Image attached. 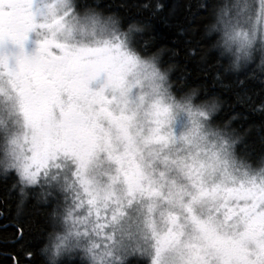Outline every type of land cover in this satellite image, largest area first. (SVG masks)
Returning <instances> with one entry per match:
<instances>
[{
	"label": "snow or ice",
	"instance_id": "snow-or-ice-1",
	"mask_svg": "<svg viewBox=\"0 0 264 264\" xmlns=\"http://www.w3.org/2000/svg\"><path fill=\"white\" fill-rule=\"evenodd\" d=\"M200 7L207 23L181 28L172 56L199 67L214 51L225 72L259 60L264 73V0L245 4L243 23L217 0ZM163 8L136 4L152 16ZM144 27L91 0H0V177L18 192L17 217L31 196L47 226L26 257L264 264V137L256 154L237 117L220 118L221 93L262 118L264 95L253 101L244 79L219 72L220 93L185 73L174 80L181 65L138 43ZM10 223L22 239L27 226Z\"/></svg>",
	"mask_w": 264,
	"mask_h": 264
},
{
	"label": "trees",
	"instance_id": "trees-1",
	"mask_svg": "<svg viewBox=\"0 0 264 264\" xmlns=\"http://www.w3.org/2000/svg\"><path fill=\"white\" fill-rule=\"evenodd\" d=\"M91 2L102 6L105 15L116 13L124 20H137L144 25V30L138 36V43L143 45L147 42L151 51L162 50L160 60L163 66L173 62L181 65L173 72L174 80L185 73L188 82L193 87L197 84H206L209 92L220 93L218 82L214 87V77L219 72L225 77V83H232L234 86L238 79H244L245 85L239 90L246 92L253 101L259 102L261 96L264 95V84L261 82L264 80V75L258 67L259 62L239 72L232 70L225 72L222 64H217L214 51L207 53L206 62L199 67L197 63H185L183 52L180 57L172 56V50L180 46L185 39L179 34L181 28L202 30L203 25L207 23L206 14L200 7L204 0H151L153 5L156 3L164 5V8L155 16L136 11V4L145 2V0H91ZM201 68L207 72V75L202 73ZM220 98L221 100L226 98L220 118L226 120L235 115L237 118L232 121V128L238 134L243 135L244 143L249 146L250 150H255V153L259 154L261 139L264 137V118L258 112L253 111L256 104L249 102L241 105L236 103L235 97L228 93H221ZM12 182L11 177H0V210L5 212V216L0 218V264H15L13 257L19 259V264H40L43 258L41 255L38 254L34 259H28L26 252L38 253L46 243L45 218L35 212L34 200L31 196L27 198L17 217L18 192L17 190L9 191ZM14 218H18L27 226L24 237L19 240L15 239V228L10 223ZM5 224H8V227H3Z\"/></svg>",
	"mask_w": 264,
	"mask_h": 264
},
{
	"label": "clouds",
	"instance_id": "clouds-1",
	"mask_svg": "<svg viewBox=\"0 0 264 264\" xmlns=\"http://www.w3.org/2000/svg\"><path fill=\"white\" fill-rule=\"evenodd\" d=\"M248 2H250V0H217V3L220 7L227 8L229 18L233 19L234 22L239 21L241 23H243V20H244L245 4ZM205 3H207V0H204L202 4H205ZM161 5L163 8V4ZM256 62H259V60H257ZM261 74L264 75V73H261ZM44 264H51V262L48 261L47 258H45ZM57 264H59L58 261H57Z\"/></svg>",
	"mask_w": 264,
	"mask_h": 264
}]
</instances>
